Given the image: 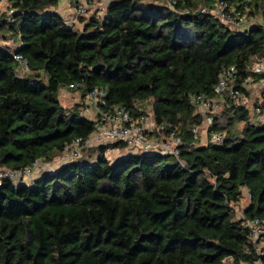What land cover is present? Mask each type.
<instances>
[{"label":"trees","instance_id":"1","mask_svg":"<svg viewBox=\"0 0 264 264\" xmlns=\"http://www.w3.org/2000/svg\"><path fill=\"white\" fill-rule=\"evenodd\" d=\"M59 1L9 0L0 13V169L35 170L96 133L99 117L63 107L62 91L83 99L104 91L103 110L123 109L132 121L149 113L164 135L154 142L179 139L178 157L110 159L124 144L97 145L29 184L3 178L0 264H264L246 226L264 225V120L254 117L264 91L253 111L231 104L211 117L204 135L194 103L216 98L232 67L243 91L264 61V0H107L104 13L72 25ZM220 3L256 22L230 29L212 13Z\"/></svg>","mask_w":264,"mask_h":264},{"label":"built area","instance_id":"2","mask_svg":"<svg viewBox=\"0 0 264 264\" xmlns=\"http://www.w3.org/2000/svg\"><path fill=\"white\" fill-rule=\"evenodd\" d=\"M251 0H243L244 3H249ZM65 4L68 5L71 10V16L69 24L77 23L79 18L88 17V10L90 0H63ZM108 1H106L107 3ZM217 10H212V13L220 20L222 24L234 30L244 29L248 25V21L245 15L235 13L233 10L226 12L225 4H218ZM205 10L203 9V12ZM12 10H7V15L11 16ZM230 14L235 15L234 17ZM252 20L251 23H255ZM15 61L19 64L22 73L28 70L26 61L21 56H14ZM252 73L249 74L244 80L240 82V87L243 91H235L233 84L236 79L237 71L234 67L226 70L220 77L217 85L214 88L215 97L212 100H204L201 97L194 99V103L199 106L200 112L205 115L210 113L217 106H221L223 109H227L231 104L246 107L248 103V95L250 90L260 89L261 93L264 91V61H260L254 64L252 68ZM72 88V87H71ZM260 93V94H261ZM106 94L104 91L95 90L87 96L88 106L92 108L95 117H99L100 126L95 134H93L89 139L81 142L77 140L74 147L69 151L64 152L68 158L79 157L82 149L91 146L94 139L102 140V143H121L124 144L127 153H140L141 151H159L164 154H169L174 158L178 157V145H180L179 139L172 138L171 141H162L161 143L151 142L146 134L154 130V126L147 119H141L140 121H132L129 113L123 109L113 108L112 111H104L103 107L106 105L105 98ZM257 112L260 109L255 108ZM264 114V110L262 111ZM209 120L208 122H210ZM197 129V128H196ZM194 129V132H196ZM223 136L221 134H212L210 141L211 143L217 144L222 141ZM98 144V145H100ZM67 150V149H66ZM69 160V159H68ZM39 167V163L36 165L35 170L29 168L23 171H0V181L3 178H9L11 180H22L24 178L30 177L36 173ZM246 226L250 229V237L253 242L258 243L259 247L264 249V225L260 224L259 221H247Z\"/></svg>","mask_w":264,"mask_h":264},{"label":"rangeland","instance_id":"3","mask_svg":"<svg viewBox=\"0 0 264 264\" xmlns=\"http://www.w3.org/2000/svg\"><path fill=\"white\" fill-rule=\"evenodd\" d=\"M8 1L9 0H2L1 4H0V13H4L7 5H8ZM106 1L107 0H90V4H89V10H88V17H91L93 16V13H104V10H105V4H106ZM167 0H160V3H166ZM64 2L63 0H60L59 3H58V7H60L61 5H63ZM201 4L199 3V6ZM66 8H68V5L66 4ZM217 6H215L214 8V11L217 10ZM58 10V8H57ZM67 15H68V12L66 13L65 15V18H67ZM248 24H251V21L250 23ZM79 29H81V26L77 27ZM261 90L260 89H256L255 87L253 88V90H250L249 92V95H248V103H247V106L246 108H249L250 111H253V107H254V104L256 102H260V97H261ZM59 97H60V101H61V105L63 107H65L66 109H70L72 108L74 105H78L79 107H81L83 109L82 112H84V115L86 117H90L91 119H94L95 117V114L94 112L92 111V108L88 107V103H87V97H85L84 99L80 96V93H70V92H66V91H62L60 92L59 94ZM148 110V108L146 109ZM223 110V108L219 105L217 106L216 108H214L210 113H207L206 114V117H205V121L203 122L202 126H201V133L202 135L205 134V130H207V125L209 124L208 121L211 120L210 118L215 116V117H219V113ZM256 114V113H255ZM147 116H149L148 119L151 118L150 114H146ZM254 117H258V118H261V120H264V114H260V115H256ZM209 118V120H208ZM220 121L222 122V119H220ZM149 122V125L151 127V122H152V118L150 119ZM153 124V123H152ZM243 127V124H239L236 126V130L237 131H241ZM157 137H160V139H163L162 137H164L163 134L161 133H158L156 132V130L153 131L152 134L150 135H147V138L153 143L155 138ZM92 140L93 142L91 143V146H89V148H93L95 146H97L98 144L102 143V140H98V139H94V136L92 137ZM168 141H171V138H169ZM111 143H103V144H100V145H110ZM124 153H127V150L124 149V150H121V149H113V150H109L107 153H106V156L110 159H114ZM68 159V156L67 155H61L59 156L58 158H56L53 162H50V163H41L39 164V167L36 171V173H34L33 175H31L30 177H27V178H24L22 179L21 181L23 182H26V183H30L32 181V179H34L36 176H34L35 174H37L38 172H44V171H48V170H52V169H55L58 165H60L61 163H64L66 161H69ZM0 171H4V169H0ZM7 171V170H5ZM18 182V181H16ZM246 194V193H245ZM246 197V196H245ZM248 197V196H247ZM243 198L242 201L240 202V205L238 207H235V210H236V213L239 215L242 210H244L247 205H248V198Z\"/></svg>","mask_w":264,"mask_h":264},{"label":"crops","instance_id":"4","mask_svg":"<svg viewBox=\"0 0 264 264\" xmlns=\"http://www.w3.org/2000/svg\"><path fill=\"white\" fill-rule=\"evenodd\" d=\"M69 8V7H68ZM59 14L61 16H65L66 13L68 12L67 19H70L71 16V10L66 8V4L64 3L60 7H58Z\"/></svg>","mask_w":264,"mask_h":264}]
</instances>
